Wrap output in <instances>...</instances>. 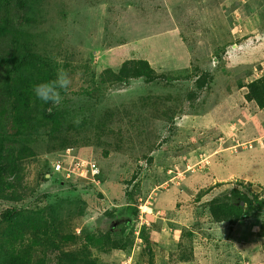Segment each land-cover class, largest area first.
Returning <instances> with one entry per match:
<instances>
[{"label": "trees", "instance_id": "16d2710c", "mask_svg": "<svg viewBox=\"0 0 264 264\" xmlns=\"http://www.w3.org/2000/svg\"><path fill=\"white\" fill-rule=\"evenodd\" d=\"M48 1L0 0V264H104L98 255L108 256L116 249L129 255L133 239L127 238L122 242L124 231L119 232L118 229L122 226L123 229H129L132 222L138 220V205L132 198L137 200L141 193L136 191L124 195V199L128 201L122 212L118 213L109 224L106 232L87 230L79 234L71 233L68 229L71 228L69 227V220L72 217L69 214L70 210H64L57 197L50 199L47 194L37 195L41 185L52 178L51 174H57L53 164L39 165L36 161L43 156L55 154L62 158L63 164H69L72 155L87 162H95L97 174L93 177L80 179L59 175L62 177V184L74 180H87L91 187L96 188L94 185L102 183L103 178L108 174L106 172L108 167L104 168L102 165H107V158L113 157H109V153H113L114 156L119 154L120 144L123 143L127 150H123L124 152L131 151L134 157L149 162L148 165L154 163L158 167H163L165 176L167 168L174 163L169 153L163 155L162 151L159 154L161 146L156 145L155 140L151 142L153 138L151 136L143 140L147 143L146 146L134 139L140 133L147 131V125H142L143 119L161 123L151 126L152 129L154 128L151 130L152 133L156 132L160 135V127L165 129L167 124L175 125L173 122L176 118L185 117L180 113L178 104L180 96L172 92L171 95H166L168 87H162L165 89L164 94L155 93L151 96L150 93L146 99L138 97L131 101L127 97L128 94L123 96L120 93L113 96L114 92L125 90L131 83L139 81L149 86L154 83L159 87L158 83L162 81L160 76L156 75L146 62L129 60L122 63L117 71L106 68L100 73L95 71L97 68L93 71L88 61L85 64L75 65L74 58L78 57V53L71 51L66 39L61 37L63 36L61 32L56 31V25L55 28L50 27L53 14L56 23L59 20L58 11L65 10L61 5L63 0H55V6L49 5ZM217 1L219 9L224 11L223 4L226 1ZM259 1L257 0V4H260ZM255 2L250 0L246 11L245 8L236 9L232 6L230 14H234L235 11L242 15L246 13L254 24L261 15V23L255 24V32L256 26L263 31L264 8L260 9V6L254 4ZM236 3L237 1H234V4ZM227 13L229 14L228 11ZM220 18L216 17L215 21ZM230 29L231 27L228 32L230 46L227 45L225 48L233 45L231 50H234L236 40H241L236 39L234 36L237 34H233ZM256 35V33L251 34L248 41L259 45L260 41H264V37L257 39ZM222 60L228 62L227 58H220V61L218 59V65L211 74L203 68L193 66V70L198 73V76H194L196 78L193 87L209 97L220 94L224 88L226 89L228 84L218 87L220 81L228 78L226 81L230 82L235 77L240 82L238 89H242L239 91L240 95L252 106L251 110L255 108L264 112V75L250 79L254 69L253 63H250L243 68L238 67L237 69L240 70L236 69L231 76L225 74L230 73L228 70H217L221 77L216 79L215 69L230 68L228 64H222ZM191 65L195 63L191 61ZM59 69L66 71L72 81L68 90H61V103L43 104L37 101L32 92L33 85L55 79ZM76 71L77 74H74ZM112 91L113 93H110ZM150 97L156 98L150 105L152 109L154 108L152 113L146 111L147 100ZM182 101L188 100L183 97L180 102ZM101 102H103L102 107ZM201 109V106L197 107V110ZM112 127L116 129L111 131ZM122 129L126 139L121 136ZM131 131L136 133L134 139L128 136ZM179 131L181 132L176 137L171 138L176 142L179 137L188 145L189 134ZM113 135L115 137H112ZM110 138L113 139L109 140ZM99 148H102L101 156L98 153ZM179 148L180 146L170 147L181 151L182 149ZM191 148L196 151V148ZM153 153H155V162L152 161ZM32 168L35 170L33 175L30 172ZM146 171L155 170L149 167ZM142 174L141 183L145 179V171ZM128 181L129 184L134 183L132 179ZM152 183L153 181L150 185ZM75 187L73 188L76 189ZM127 187L129 188L130 185ZM183 187L181 184L177 189V200L171 202L172 205L175 204V209L177 207L187 209L184 201L188 194L182 191ZM249 189L242 180H236L234 183L215 182L203 192H197L191 205L193 223L190 224L191 227L180 231L178 243L173 250L158 242V237L152 236L151 228L141 226L138 237L143 243L141 251V256L145 258L143 263L155 264L159 260L154 254L155 246L161 251L167 248L171 250H167V264H198L194 257L198 237L199 240L200 236L210 239V233L219 226L225 228L226 232H231L236 224L246 219L258 223L259 231L249 232L252 237L251 243L249 246L245 245L242 252L247 254L251 250L249 254H263L264 244L261 241H264V200L253 195ZM98 196L103 197L100 194ZM80 197L78 193L69 195L71 203L75 206L82 204L85 207ZM79 213L83 214L82 211ZM60 214H63L61 218L58 216ZM154 229L158 231L157 228ZM129 233L133 235V230ZM211 244L213 247L218 246V243L213 241ZM211 252H216V248ZM245 260L248 262L249 256ZM200 262L207 264L206 256L202 257ZM227 264H240V262L239 259H234Z\"/></svg>", "mask_w": 264, "mask_h": 264}, {"label": "rangeland", "instance_id": "374dc122", "mask_svg": "<svg viewBox=\"0 0 264 264\" xmlns=\"http://www.w3.org/2000/svg\"><path fill=\"white\" fill-rule=\"evenodd\" d=\"M225 1L223 4L224 11H221L217 0H63L61 5L64 6L65 10L58 11L59 20L56 23L55 14L52 16L53 20L50 27L55 28L56 25V31L61 32L63 35L61 37L66 39L71 51L78 53V57L74 56L75 65L85 64L88 61L91 69L94 71L97 68L95 71L100 73L106 68L117 71L122 63L135 60L149 64L162 80L158 83L159 87H156L154 83H151V86L146 85L142 81L131 83L129 88L117 93L114 92L113 96L120 93L123 96L128 94L127 97L131 101L138 97L146 99L150 93H152L151 96L155 93L164 94V88L168 87L166 95H171V92L178 93L180 101L183 97L188 100L178 103L180 113L184 114L182 116L185 118H176L173 122L175 125L167 124L165 129L160 127V135H157L156 132L153 134L151 130L154 128L152 129L151 126L161 123L156 121L153 123V121L143 118L142 125H147V131L140 133L135 139L136 133L131 131L128 134L131 139L144 146L147 143L143 140L147 136H151L153 137L151 142L155 140L156 145L161 146L159 154L162 151L164 152L163 155L169 153V156L174 159V163L167 168L165 176L163 175L165 172L163 167H158L152 162L148 165L149 162L134 157L131 151L124 152L123 150L126 149L122 143L120 144L122 150L120 149L119 154L114 156L113 153H109V157H113L107 158V165H102L104 168L108 167L106 170L108 174L103 178L102 183L94 185L96 188L91 187L87 180H74L62 184V177L60 176L62 174L54 173L51 174L50 180L41 185L37 195L47 194L50 199L59 198V204L64 210H70L69 214L72 215L71 219H68L69 227H71L68 229L71 233L76 234L87 230L89 232H96L97 230L106 232L109 224L118 216V213L122 212L128 201L124 199V195L133 194L136 191L141 193L138 197L140 200H135L134 197L130 196L138 208L142 207V210L138 209V220L133 221L129 229H123V226L118 229L119 232L124 231L122 242H125L127 238L133 239L129 255L118 249L108 256L98 255L104 264H133L134 262L146 264L143 263L145 258L141 256L143 243L138 237L141 226L148 229L152 226L157 227L158 231L152 230L151 234L158 236V242L167 245L168 248L171 247V244L175 243L173 240L180 237V231L183 228L191 227L190 224L193 223L191 205L194 195L213 185L214 182L209 180L213 176L221 177L231 174L234 180L227 182L234 183L236 180H242L245 186L250 188L249 190L253 195L264 200V112L255 108L251 110L252 106L246 103L240 95L239 91L242 89H238L237 86L240 82L235 77L230 82L226 81L228 78L220 81L218 87L222 84H228L226 89L224 88L220 94L209 97L193 87L196 78L194 76H198L197 71L193 70L194 67L203 68L211 74L218 65L217 60L220 61V58H227L228 62L225 60L221 62L228 64L230 68L215 69L216 79L221 77L217 70H228L230 73L225 74L231 76V73H235L238 67L243 68L250 63L254 65L250 79H257L264 75V41H260L259 45L248 41V37L251 36L248 33L255 29V24L260 25L261 15L258 16V20L256 19L257 22L254 24L251 17L246 13L242 15L235 11L234 14H230L234 6L236 9L245 8V11L248 10L250 0ZM234 1L237 3L234 4ZM255 1L256 6H260V9L264 8V0H260V4H257V0ZM48 3L55 6V0H49ZM216 17L221 18L215 21ZM230 27L232 33L237 34L235 38L241 40H236L237 44H235L234 50H231L233 45L225 48L230 44L228 42ZM254 33L257 34V39L264 37V30L257 29V26ZM125 34H127L126 37ZM245 40L246 42H244ZM191 61L195 65H191ZM74 74H77V71ZM155 100L154 97L147 100L146 111L150 113L154 111L150 105ZM100 106H103V102ZM199 106L202 107L201 110L203 111L197 110ZM163 125L162 127H164ZM113 129L116 127H112L111 131ZM179 130L189 134L188 142L190 143L188 145L179 137L175 140L176 142L171 138L176 137L181 132ZM121 136L126 139L123 129ZM111 139L113 138L109 140ZM171 146L175 148L180 146L179 149L182 150L170 149ZM191 147L196 148V151ZM258 148L261 151L254 154ZM218 149V152L229 153L230 151L228 157L227 154H219L212 162H209L208 154ZM101 151L102 148H99V156H101ZM152 158L154 159L152 161L155 162V155ZM57 159V155L51 154L43 156L36 162L39 165L49 163L52 165ZM149 167L155 171H146ZM144 171L146 173L145 179L141 183L140 177ZM30 172L33 175L35 170L32 168ZM84 175H86V171ZM30 177L32 178V176ZM176 177L179 178L174 179L172 183L168 182ZM130 179L134 181L133 184L128 183ZM152 181L153 183L150 185ZM181 184L184 186L182 191L188 194L184 201V205L187 204V209L181 207L175 209V204L172 205L173 203H171L177 200V189ZM128 185H130L129 188ZM159 185L160 187L163 186L157 191L153 190ZM137 186L138 188H136ZM153 192L157 193L155 213L161 211V215L154 214V220L158 221V226L147 218V215L151 213L149 207L153 206L148 197L156 194ZM77 193L81 196L85 207L82 204L75 206L71 203L69 195L73 196ZM98 194L103 197L98 196ZM146 206L149 208L146 212L147 215L140 219V215L145 211ZM79 211H82L83 214H80ZM58 216L61 218L63 214ZM250 222L252 223V230L259 231V224L253 223L250 219L241 221L232 228V237L236 235L239 237L242 248L244 242L249 246L252 239L246 229V224L248 226ZM131 230H133V235L129 233ZM214 230L209 237L214 240L217 239V242L219 240L218 248L225 250L221 242L227 235V232H224L225 228L219 226L218 228L215 227ZM261 242L264 244V241ZM199 245L203 249V244L199 243ZM174 247L175 245L171 247V250ZM168 248L163 250V253L159 248L153 247L155 256L160 255L155 264H167L168 260L163 254L171 251ZM232 248L235 250L234 245ZM212 250L213 245L211 244L209 254L208 252L204 254L207 258V264L222 263L225 257L217 251L211 254ZM239 262L244 264L245 261L239 260Z\"/></svg>", "mask_w": 264, "mask_h": 264}, {"label": "crops", "instance_id": "0c3cea01", "mask_svg": "<svg viewBox=\"0 0 264 264\" xmlns=\"http://www.w3.org/2000/svg\"><path fill=\"white\" fill-rule=\"evenodd\" d=\"M254 31H255V29H252L251 31H249V33L248 34H253L254 33ZM247 33H246V35H248ZM235 37V36H234ZM258 134H259V131L257 132ZM219 151V149L218 150H215V151H213L212 153H210V154H208V156H207V158H210V160H209V162H212V160L214 159V158H216V157H218L219 156V154L221 155H223V154H227V157H228V154L230 153V151H229V153L228 152H224V151H220V152H218ZM261 151V149L260 148H258V149H256V151H255V153L254 154H256V152H260ZM210 165H211V163H210ZM210 167V166H209ZM179 177H176V178H173V179H171V180H169L168 182L169 183H172V181H174V179H178ZM209 180H211L212 181V183L214 182H227V181H231V180H234V178L231 176V174H229L228 176H221V177H217V176H213V177H211ZM208 180V181H209ZM244 180V179H243ZM246 180V179H245ZM247 180H249L250 181V179L249 178H247ZM159 188H160V186H158ZM158 187H155V188H158ZM155 191H157V190H155ZM153 193H156V192H153ZM154 195V196H153ZM153 195H150L148 198L151 200V202L153 203L152 205L153 206H150L149 208H150V211H151V213L149 214V215H147V218L149 219V221H153L154 222V224L156 225V226H158V221L157 220H154V214L155 215H161V211L159 212V213H155V209L157 208V205H156V203H155V200H156V196H157V193L156 194H153ZM149 208H147V211H148V209ZM146 217V216H145ZM146 218V219H147ZM147 219V220H148ZM157 221V222H156ZM241 223V222H240ZM246 224V223H245ZM154 228H157V227H155V226H152L151 227V230H155ZM158 229V228H157ZM246 229H247V231H251L252 230V228H251V226H250V224L247 226V224H246ZM210 232V231H209ZM224 232H226V230H224ZM253 232H255V231H253ZM152 233V232H151ZM208 233V232H207ZM232 235H233V232L231 231V232H228L227 231V235L225 236V238H223L222 239V247H224L225 248V250H221L220 249V247L218 248V246H214L213 248H216V251L218 252V253H221V255H223L224 257H225V260L222 262V264H227V263H231V261L232 260H234V259H239V260H243V261H245L244 262V264H248V262H249V264H251V262H258V263H264V253L263 254H246V253H244V252H242V247L240 246V241H239V237L236 235L235 237H232ZM152 236H154V235H152ZM158 237V236H157ZM210 238V237H209ZM242 238H243V236H242ZM173 240V239H172ZM217 239H212V237L210 238V239H206V238H201V236H200V240H199V237H198V239L196 240V244H195V248H194V252H195V259L198 261V264L200 263L201 264V262H200V259L202 258V257H204L205 255V253L206 252H208V254H209V249L211 248V245H210V243H211V241H213V242H215V243H218V245H219V243H220V241L218 240V242L216 241ZM173 241H175V243L174 244H171L172 246L171 247H173V245H175L176 246V244L178 243V238H176V240H173ZM209 242V243H208ZM199 243L200 244H203V249H201V245H199ZM250 243H251V240H250ZM232 245H234L235 246V250L232 248ZM246 244H245V242H244V246H245ZM167 246V245H166ZM238 248V249H237ZM230 249V250H229ZM163 253H164V251H163ZM210 253H212V252H210ZM223 253V254H222ZM164 255V257H166V259L168 258V254H167V252H165V254H163ZM244 255H246L245 256V258L246 257H248L249 256V261L247 262L246 260H245V258H243V256ZM158 258L160 257V255H158L157 256ZM181 264H187V263H181Z\"/></svg>", "mask_w": 264, "mask_h": 264}, {"label": "clouds", "instance_id": "9594fccd", "mask_svg": "<svg viewBox=\"0 0 264 264\" xmlns=\"http://www.w3.org/2000/svg\"><path fill=\"white\" fill-rule=\"evenodd\" d=\"M71 83L72 81L69 78L67 72L63 69H59L56 73L55 79L34 84L32 87V92L34 94L35 99L43 104H59L61 103L62 99L60 94L61 90H68ZM57 157L58 159L55 161V163H52L53 167H55L57 163L61 162V157ZM55 173L62 174L56 171ZM158 188H155L154 190H157ZM139 208L142 210V207ZM147 208L148 207L146 206L145 211H143L140 215V219H143L144 215H147Z\"/></svg>", "mask_w": 264, "mask_h": 264}, {"label": "built area", "instance_id": "2783aa9c", "mask_svg": "<svg viewBox=\"0 0 264 264\" xmlns=\"http://www.w3.org/2000/svg\"><path fill=\"white\" fill-rule=\"evenodd\" d=\"M67 154H70V152H67ZM54 169L56 172L62 173L66 178L73 176L80 179H86L97 174L96 164L94 162L84 161L76 155L70 157L69 164H63L61 158V162L57 163ZM85 171L86 175H84Z\"/></svg>", "mask_w": 264, "mask_h": 264}]
</instances>
